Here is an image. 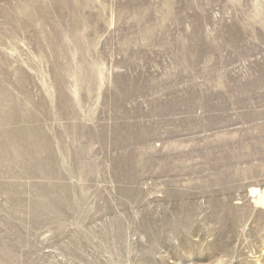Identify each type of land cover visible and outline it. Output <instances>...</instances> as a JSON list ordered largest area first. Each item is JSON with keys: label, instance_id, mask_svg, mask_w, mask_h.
I'll return each instance as SVG.
<instances>
[{"label": "rangeland", "instance_id": "rangeland-1", "mask_svg": "<svg viewBox=\"0 0 264 264\" xmlns=\"http://www.w3.org/2000/svg\"><path fill=\"white\" fill-rule=\"evenodd\" d=\"M264 0H0V264H264Z\"/></svg>", "mask_w": 264, "mask_h": 264}, {"label": "bare ground", "instance_id": "bare-ground-1", "mask_svg": "<svg viewBox=\"0 0 264 264\" xmlns=\"http://www.w3.org/2000/svg\"><path fill=\"white\" fill-rule=\"evenodd\" d=\"M263 201H264V196H263V197L261 196V197L258 199L257 203H258V204H262Z\"/></svg>", "mask_w": 264, "mask_h": 264}]
</instances>
